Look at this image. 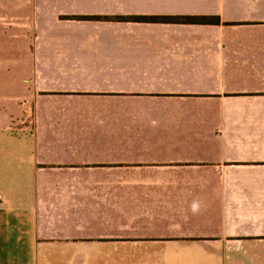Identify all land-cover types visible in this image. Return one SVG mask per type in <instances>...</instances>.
Wrapping results in <instances>:
<instances>
[{
    "label": "crops",
    "instance_id": "crops-1",
    "mask_svg": "<svg viewBox=\"0 0 264 264\" xmlns=\"http://www.w3.org/2000/svg\"><path fill=\"white\" fill-rule=\"evenodd\" d=\"M14 6L32 118L0 144V264H264V0ZM143 17L219 23L117 21Z\"/></svg>",
    "mask_w": 264,
    "mask_h": 264
},
{
    "label": "rangeland",
    "instance_id": "rangeland-1",
    "mask_svg": "<svg viewBox=\"0 0 264 264\" xmlns=\"http://www.w3.org/2000/svg\"><path fill=\"white\" fill-rule=\"evenodd\" d=\"M16 1L0 0V144L20 139L29 131L32 118L28 72L19 71L32 58L17 48L21 37L31 29V8L14 6Z\"/></svg>",
    "mask_w": 264,
    "mask_h": 264
},
{
    "label": "trees",
    "instance_id": "trees-1",
    "mask_svg": "<svg viewBox=\"0 0 264 264\" xmlns=\"http://www.w3.org/2000/svg\"><path fill=\"white\" fill-rule=\"evenodd\" d=\"M110 20V19H106ZM117 21H132L143 23H171V24H211L219 23L215 18H196V17H143V18H119Z\"/></svg>",
    "mask_w": 264,
    "mask_h": 264
}]
</instances>
